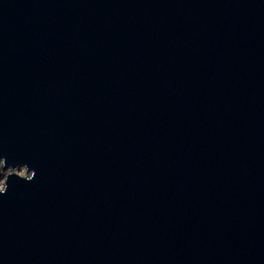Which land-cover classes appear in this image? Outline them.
I'll return each mask as SVG.
<instances>
[{
	"label": "water",
	"instance_id": "95a60500",
	"mask_svg": "<svg viewBox=\"0 0 264 264\" xmlns=\"http://www.w3.org/2000/svg\"><path fill=\"white\" fill-rule=\"evenodd\" d=\"M0 159V264H264V0H0Z\"/></svg>",
	"mask_w": 264,
	"mask_h": 264
},
{
	"label": "rangeland",
	"instance_id": "374dc122",
	"mask_svg": "<svg viewBox=\"0 0 264 264\" xmlns=\"http://www.w3.org/2000/svg\"><path fill=\"white\" fill-rule=\"evenodd\" d=\"M10 171L17 172L23 176H29V173L25 167H20V168H15V169L8 168V170L7 169H0V186H5L6 174L9 173Z\"/></svg>",
	"mask_w": 264,
	"mask_h": 264
},
{
	"label": "clouds",
	"instance_id": "9594fccd",
	"mask_svg": "<svg viewBox=\"0 0 264 264\" xmlns=\"http://www.w3.org/2000/svg\"><path fill=\"white\" fill-rule=\"evenodd\" d=\"M8 170V169H7ZM5 171V170H4ZM6 172V171H5ZM33 176H34V172H32V176L28 179H25V180H32L33 179ZM8 178V177H7ZM6 188H7V184L6 186H0V193H4L6 191Z\"/></svg>",
	"mask_w": 264,
	"mask_h": 264
},
{
	"label": "trees",
	"instance_id": "16d2710c",
	"mask_svg": "<svg viewBox=\"0 0 264 264\" xmlns=\"http://www.w3.org/2000/svg\"><path fill=\"white\" fill-rule=\"evenodd\" d=\"M1 165H2V160L0 159V169H1Z\"/></svg>",
	"mask_w": 264,
	"mask_h": 264
}]
</instances>
